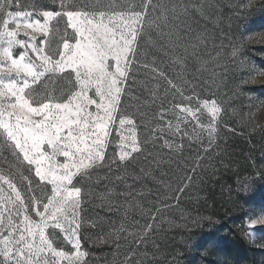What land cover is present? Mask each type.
<instances>
[{"label": "rangeland", "instance_id": "obj_1", "mask_svg": "<svg viewBox=\"0 0 264 264\" xmlns=\"http://www.w3.org/2000/svg\"><path fill=\"white\" fill-rule=\"evenodd\" d=\"M162 2L169 9L165 31L171 39L160 38L156 29L142 35L140 59L150 68L133 71L130 98L122 97V114L135 119L141 151L123 166L117 162L111 170H95L83 183L82 250L88 252V264H127L129 259L132 264H225L216 252L218 240L242 231L264 256V0H252L247 8L242 6L248 0ZM59 3L13 0L0 13V25L10 19L7 12L60 11ZM35 18L41 17H29ZM55 25L52 21L50 28ZM63 31L61 22L59 31L50 33L52 48L61 46ZM43 39L37 34L38 41ZM5 46L0 42V49ZM61 75L55 83L47 77L42 81L57 90L55 95L72 87L71 77ZM212 99L220 114L210 144L212 121L201 106ZM176 105L201 107L199 122L178 116ZM116 127L108 148L113 156L119 151ZM9 171L0 163V172ZM15 183L29 204L28 214L38 220L31 202H46L51 186L29 192L19 175ZM56 244L70 249L62 235Z\"/></svg>", "mask_w": 264, "mask_h": 264}, {"label": "snow or ice", "instance_id": "obj_2", "mask_svg": "<svg viewBox=\"0 0 264 264\" xmlns=\"http://www.w3.org/2000/svg\"><path fill=\"white\" fill-rule=\"evenodd\" d=\"M12 2L0 0V13ZM251 3L248 0L242 7ZM59 7L60 11L7 12L10 19L0 25V42L6 45L0 49V163L10 170L0 172V264H88V252L81 243V213L87 199L82 185L95 170H111L117 162L123 166L141 151L135 119L122 114V97L130 98L133 71L150 68L140 59L144 55L138 49L142 35L156 29L160 38L171 39V32L165 31L169 9L162 0L124 4L60 0ZM171 11L175 15V7ZM32 16L42 19H29ZM52 21H56L54 28H50ZM61 22V46L52 48L47 38L59 31ZM21 29L26 39L20 38ZM37 34L45 39L38 41ZM65 73L72 85L66 93L59 90L55 95L56 89L42 83L45 77L55 83L54 78ZM201 107L212 121L211 144L220 107L215 99L204 100ZM201 107L176 105L178 116L197 122ZM117 124L119 151L108 155ZM16 175L27 181L29 192L51 186L46 202L41 198L31 202L38 220L28 214L29 204L15 183ZM61 235L69 250L56 244ZM146 242V237L140 240Z\"/></svg>", "mask_w": 264, "mask_h": 264}, {"label": "trees", "instance_id": "obj_3", "mask_svg": "<svg viewBox=\"0 0 264 264\" xmlns=\"http://www.w3.org/2000/svg\"><path fill=\"white\" fill-rule=\"evenodd\" d=\"M218 255L225 264H264V256L242 231H230L217 244Z\"/></svg>", "mask_w": 264, "mask_h": 264}]
</instances>
